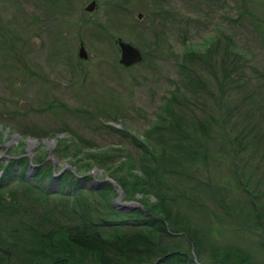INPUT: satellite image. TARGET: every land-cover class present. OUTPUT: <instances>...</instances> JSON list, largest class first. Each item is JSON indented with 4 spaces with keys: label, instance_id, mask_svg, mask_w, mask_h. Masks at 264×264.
Returning <instances> with one entry per match:
<instances>
[{
    "label": "rangeland",
    "instance_id": "obj_1",
    "mask_svg": "<svg viewBox=\"0 0 264 264\" xmlns=\"http://www.w3.org/2000/svg\"><path fill=\"white\" fill-rule=\"evenodd\" d=\"M228 36L251 60L249 66L264 73V0H0V160L26 162L28 176L8 180L6 188L31 207L23 218L0 219V264H37L24 225L52 229L80 222L83 214L73 199L79 186L84 187L81 202L94 219L109 210L93 191L106 180L114 186L108 190L118 212L142 207V200L153 204L155 195L129 196L114 177L135 168L131 160L144 143L157 148L153 140L163 131L154 127L172 97L186 105L181 108L190 117L181 119L209 120L214 137L259 133L264 127V76L245 68L246 86L223 93ZM119 38L136 45L143 61L121 64ZM81 45L86 58L80 56ZM211 63L219 78L210 72ZM188 80L197 81L199 90L188 87ZM248 159L246 171L259 179L263 170H253L257 155ZM232 161L225 155L223 162H214L205 173L194 170L193 176L220 182L230 176ZM46 162L54 166V176L46 175L52 191L60 190L58 178L68 169L92 179L70 178L72 184L64 188L73 191L68 195L52 193L44 199L36 191L28 194V185L37 190L36 166ZM133 173L142 174L141 167ZM2 175L0 169V179ZM229 196L237 199L241 193ZM243 237L245 232L239 233L235 242L247 247ZM201 258L212 261L206 254Z\"/></svg>",
    "mask_w": 264,
    "mask_h": 264
},
{
    "label": "trees",
    "instance_id": "obj_2",
    "mask_svg": "<svg viewBox=\"0 0 264 264\" xmlns=\"http://www.w3.org/2000/svg\"><path fill=\"white\" fill-rule=\"evenodd\" d=\"M225 51L223 93L229 88L246 86L245 68L252 67L264 76L259 68L249 66V58L235 48L230 36L227 37ZM192 53L196 55V51ZM209 70L215 77L216 64L211 63ZM198 84L195 80H188L186 85L199 90ZM174 97L166 99V115L155 124L156 130L163 131L153 140L157 148H148L144 143L139 156L131 160L141 167L142 174L133 173L136 168L133 166L128 174L114 177L129 196L135 197L136 192L146 197L152 194L156 201L150 205L142 200V207L118 212L112 205L111 190H108L114 186L106 180L103 188L93 191L105 200L110 211L107 210L100 219H94L88 214L90 210L85 209L84 201L81 202L84 187L79 186L73 199L79 202L83 214L80 222L52 229L45 224L38 227L22 225L28 232L29 246L31 243L35 246L29 253L37 264H264V127L259 133L256 130L243 132L232 139H227L225 133L214 137L210 134L212 126L209 120L181 119L188 114L181 108L184 103L177 102ZM228 117V122L232 123L235 110L231 100ZM189 131L193 132L190 134ZM216 142L218 146H215ZM250 154L258 157L253 170H263L259 179L246 171ZM225 155L233 159L234 167L230 169L229 177L216 182L210 181L209 177L199 179L193 176L194 170L205 173L214 162H223ZM38 164L34 178L37 190L31 185L26 190L28 194L36 191L44 199L52 193L68 195L73 192L64 189L72 184L70 178L80 182L92 179L88 174L78 176L68 169L58 178L60 190L52 191L47 184L50 176L46 175L54 176V166H49L48 162L44 166ZM26 167L23 159L16 162L14 159L0 160L3 172L0 179V219L23 218L31 211L30 205L6 188L10 179L12 182L24 181L28 176ZM236 190L241 196L233 199L229 193ZM244 232L246 238L243 240L247 247L235 242L237 235ZM253 235L259 239H253ZM218 241L228 243L221 245ZM255 248L258 251H253ZM205 254L213 262L203 260L201 256Z\"/></svg>",
    "mask_w": 264,
    "mask_h": 264
},
{
    "label": "water",
    "instance_id": "obj_3",
    "mask_svg": "<svg viewBox=\"0 0 264 264\" xmlns=\"http://www.w3.org/2000/svg\"><path fill=\"white\" fill-rule=\"evenodd\" d=\"M95 1H92L89 6L86 7L87 10L92 11L95 6ZM117 44L121 51L120 62L125 66H132L143 61L144 56L142 51L133 43L124 41L119 38ZM80 56L86 58L85 48L83 45L80 47Z\"/></svg>",
    "mask_w": 264,
    "mask_h": 264
},
{
    "label": "bare ground",
    "instance_id": "obj_4",
    "mask_svg": "<svg viewBox=\"0 0 264 264\" xmlns=\"http://www.w3.org/2000/svg\"><path fill=\"white\" fill-rule=\"evenodd\" d=\"M32 144L35 145V144H36V141L33 140V141H32Z\"/></svg>",
    "mask_w": 264,
    "mask_h": 264
}]
</instances>
